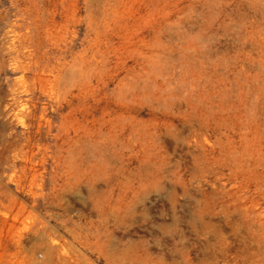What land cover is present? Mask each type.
<instances>
[{
  "label": "rangeland",
  "instance_id": "1",
  "mask_svg": "<svg viewBox=\"0 0 264 264\" xmlns=\"http://www.w3.org/2000/svg\"><path fill=\"white\" fill-rule=\"evenodd\" d=\"M0 264H264V0H0Z\"/></svg>",
  "mask_w": 264,
  "mask_h": 264
}]
</instances>
